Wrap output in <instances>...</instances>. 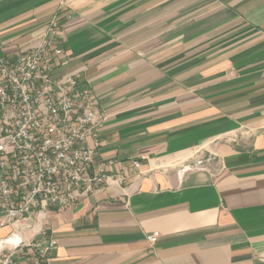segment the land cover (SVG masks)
I'll return each instance as SVG.
<instances>
[{
  "label": "crops",
  "instance_id": "obj_1",
  "mask_svg": "<svg viewBox=\"0 0 264 264\" xmlns=\"http://www.w3.org/2000/svg\"><path fill=\"white\" fill-rule=\"evenodd\" d=\"M54 17L56 75L95 93L98 155L130 185L50 215L49 264H264V0H0V57Z\"/></svg>",
  "mask_w": 264,
  "mask_h": 264
},
{
  "label": "built area",
  "instance_id": "obj_2",
  "mask_svg": "<svg viewBox=\"0 0 264 264\" xmlns=\"http://www.w3.org/2000/svg\"><path fill=\"white\" fill-rule=\"evenodd\" d=\"M59 24L54 17L37 46L0 57V228L11 227L13 246L0 252V264H22L23 255L49 264L58 246L50 215L106 186L130 185L125 173L111 171L115 160L98 155L106 115L95 93L79 73L56 75ZM142 159L132 161L136 169ZM25 230L33 234L21 236Z\"/></svg>",
  "mask_w": 264,
  "mask_h": 264
}]
</instances>
